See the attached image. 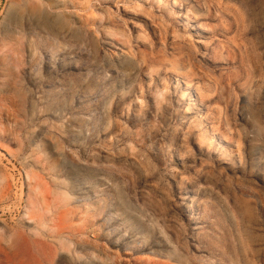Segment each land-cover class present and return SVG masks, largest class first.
I'll list each match as a JSON object with an SVG mask.
<instances>
[{
	"label": "rangeland",
	"instance_id": "1",
	"mask_svg": "<svg viewBox=\"0 0 264 264\" xmlns=\"http://www.w3.org/2000/svg\"><path fill=\"white\" fill-rule=\"evenodd\" d=\"M96 262L264 264V0H0V264Z\"/></svg>",
	"mask_w": 264,
	"mask_h": 264
},
{
	"label": "bare ground",
	"instance_id": "2",
	"mask_svg": "<svg viewBox=\"0 0 264 264\" xmlns=\"http://www.w3.org/2000/svg\"><path fill=\"white\" fill-rule=\"evenodd\" d=\"M175 16H176V17H174L175 19H178V18L182 17V15H175ZM187 23H190L189 20L187 21ZM193 30H195V29H193ZM95 264H100V263L99 262H96Z\"/></svg>",
	"mask_w": 264,
	"mask_h": 264
}]
</instances>
